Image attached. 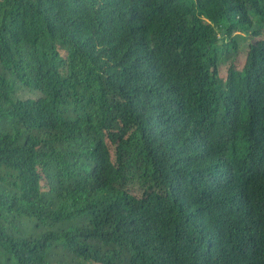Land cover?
I'll return each instance as SVG.
<instances>
[{
  "label": "trees",
  "instance_id": "trees-1",
  "mask_svg": "<svg viewBox=\"0 0 264 264\" xmlns=\"http://www.w3.org/2000/svg\"><path fill=\"white\" fill-rule=\"evenodd\" d=\"M230 1L0 0V264H264V0Z\"/></svg>",
  "mask_w": 264,
  "mask_h": 264
},
{
  "label": "bare ground",
  "instance_id": "bare-ground-1",
  "mask_svg": "<svg viewBox=\"0 0 264 264\" xmlns=\"http://www.w3.org/2000/svg\"><path fill=\"white\" fill-rule=\"evenodd\" d=\"M216 1H217V0H216ZM220 1H221V0H220ZM229 1H230V0H227L228 4L231 2V1H230V2H229ZM249 1H251V0H249ZM211 3H212V2H211ZM221 3H222V2H221ZM153 4H154V3H153ZM159 4H160V2H159ZM228 4H227V5H228ZM154 5H155V4H154ZM154 5H153V6H154ZM218 5H219V4H218ZM244 5H246V4H244ZM259 5H260V4H259ZM154 7H155V6H154ZM159 7H161V6L159 5ZM200 7H201V6H200ZM246 7H247V6H246ZM222 8H223V7H222ZM229 8H230V7H229ZM247 8H248V7H247ZM256 8H257V7H256ZM223 9H224V8H223ZM231 9H232V8H231ZM252 9H253V8H252ZM154 10H155V9H154ZM220 11H221V10H220ZM247 12H248V11H247ZM248 13H250V12H248ZM251 13H252V12H251ZM254 13H256V10L254 11ZM235 14H236V13H235ZM256 14H257V13H256ZM255 17H256V16H255ZM239 18H240V17H239ZM151 20H152V19H151ZM234 20H235V19H234ZM238 20H239V19H238ZM246 20H247V19H246ZM235 21H236V20H235ZM235 21H234V22H235ZM149 22H151V21L149 20ZM156 23H157L156 26H157V25H159V27L161 26L160 24H158L159 22H156ZM239 23H240V21H239ZM148 24H149V23H148ZM235 24H236V23H235ZM154 25H155V23H154ZM154 25H153V27H154ZM161 27H162V26H161ZM161 27H160V28H161ZM165 27H166V26H165ZM244 27H245V26H244ZM154 28H155V27H154ZM160 28L158 29L159 31H160ZM163 28H164V27H163ZM230 28H231V27H230ZM234 29H235V28H234ZM234 29H233V30H234ZM244 29H245V28H244ZM164 30L166 31L165 28L163 29V31H164ZM233 30H232V31H233ZM165 31H164V33H162V34L165 35ZM240 31H241V30H240ZM160 32H161V31H160ZM231 33H232V32H231ZM245 33H246V32H245ZM137 35H138V34H137ZM219 35H221V34L219 33ZM226 35H227V34H226ZM241 37H244V36L241 35ZM175 38H176V37H175ZM175 38H173V39H175ZM244 38H245V37H244ZM246 38H247V37H246ZM251 38H252V37H251ZM253 39H254V38H253ZM243 40H244V39H243ZM251 40H252V39H251ZM179 41H180V40H179ZM248 42H249V41H248ZM245 43H246V42H245ZM181 44H182V43H181ZM181 44H180V45H181ZM174 47H176V45H175ZM178 47H179V46H178ZM180 47H181V46H180ZM240 47H241V46H240ZM172 48H173V47H172ZM182 48H184V47H182ZM174 50H175V49H174ZM246 51H247V50H246ZM177 52H178V51H177ZM179 53H180V52H179ZM179 53H178V54H179ZM176 54H177V53H176ZM171 56H172V55H171ZM172 58H173V57H172ZM158 59H159V58H158ZM158 59H157V60H158ZM167 60H168V59H167ZM174 60H175V59H174ZM174 60H173V61H174ZM155 61H156V60H155ZM161 61H162V59H161ZM164 62H166V61H164ZM162 63H163V62H162ZM174 63H175V62H174ZM8 64H9V63H8ZM155 64H156V63H155ZM10 65H11V62H10ZM10 65H9V66H10ZM160 66H162V65H160ZM170 71H171V70H170ZM1 73H2V72H1ZM168 73H170V72H168ZM171 73H172V71H171ZM160 76H161V75H160ZM173 76H174V75H173ZM163 78H164V77H163ZM163 78H162V79H163ZM144 81H146V80H144ZM164 81H165V80H164ZM167 81H169V80H166V82H167ZM146 82H147V81H146ZM154 82H155V81H154ZM171 82H172V81H171ZM160 84H162V83H160ZM163 84H164V83H163ZM152 85H153V83H152ZM155 85H156V84H155ZM157 85H158V84H157ZM165 85H166V84H165ZM165 85H164V86H165ZM166 86H168V85H166ZM144 87H145V86H144ZM149 87H150V86H149ZM146 88H147V87H146ZM154 88H155V87H154ZM163 88H164V87H163ZM167 88H168V87H167ZM152 89H153V88H152ZM171 89H172V88H171ZM158 90H159V89H158ZM160 90H161V89H160ZM158 92H159V91H158ZM170 92H171V91H170ZM163 93H164V92H163ZM143 94H144V93H143ZM166 95H167V94H166ZM164 96H165V94H164ZM161 97H162V96H161ZM224 97H225V96H224ZM163 105H164V104H163ZM216 105H217V104H216ZM176 108H177V107H176ZM176 108H175V109H176ZM180 109H181V108H180ZM144 111H145V110H144ZM182 114H183V113H182ZM190 115H191V114H190ZM112 117H113V116H112ZM185 117H186V114H185ZM109 118H110V117H109ZM113 118H114V117H113ZM186 118H187V117H186ZM100 120H101V119H100ZM109 120H110V119H109ZM128 120H129V119H128ZM103 121H105V120H103ZM118 121H119V120H118ZM120 121H122V120H120ZM124 121H125V119H124ZM175 121H176V120H175ZM116 122H117V121H116ZM122 122H123V121H122ZM122 122H121V124H122ZM88 123H89V122H88ZM95 123H96V121H95ZM95 123H94V125H95ZM113 123H114V122H113ZM92 124H93V122H92ZM110 124H111V123H110ZM118 124H119V122H118ZM120 126H121V125H120ZM158 126L160 127V125H158ZM96 127H97V126H96ZM96 127H95V128H96ZM105 127H106V126H105ZM116 128H117V127H116ZM149 128H150V127H149ZM154 129H155V127H154ZM154 129H153V131H154ZM197 129H198V128H197ZM100 130H101V129H100ZM136 131H137V130H136ZM158 131H159V130H158ZM104 132H106V131L104 130ZM151 132H152V131H151ZM139 133H140V132H138L137 134H139ZM152 133H153V132H152ZM100 134H101V133H99L98 135H100ZM132 134H133V132H132ZM89 135H90V134H89ZM139 135H140V134H139ZM141 135H142V134H141ZM100 136H101V135H100ZM103 136H104V135H103ZM96 137H97V136H96ZM123 137H124V136H123ZM126 137H127V136H126ZM142 137H143V136H142ZM158 137L160 138V136H158ZM158 137H157V138H158ZM124 138H125V137H124ZM146 138H147V137H146ZM148 138H149V137H148ZM100 139H101V138H100ZM100 139H99V140H100ZM142 139H143V138H142ZM107 140H108V139H107ZM147 140H148V139H147ZM121 141H122V140H121ZM189 142H190V141H189ZM121 143H123V142H120V144H121ZM124 143H125V142H124ZM181 143H182V142H181ZM185 143H186V142H185ZM191 143H192V142H191ZM110 145L112 146V144H110ZM188 146H189V145H188ZM169 147H171V146H169ZM169 147H168V148H169ZM181 147H182V146H181ZM109 148H110V147H109ZM111 148H113V147H111ZM161 148H163V147H160V149H161ZM183 148H184V147H183ZM183 148H182V149H183ZM98 149H99V148H98ZM152 149H153V148H152ZM179 149H180V148H179ZM107 150H108V147H107ZM107 150H106V152H107ZM152 151H153V150H152ZM167 151H168V150H167ZM169 151H170V150H169ZM165 152H166V151H165ZM179 152H180V151H179ZM179 152H178V153H179ZM110 153H111V152L109 151V152L106 153V154L110 155ZM116 153H117V152H116ZM118 153H119V152H118ZM111 154H112V153H111ZM110 156H111V155H110ZM143 156H144V155H143ZM105 157H106V156H105ZM105 157H104V158H105ZM226 157H227V156H226ZM104 158H103V159H104ZM174 158H175V157H174ZM171 159H172V158H171ZM171 161L173 162V160H171ZM114 162H115V161H114ZM146 162H147V161H146ZM101 163H102V162H101ZM101 163H100V164H101ZM146 165H147V164H146ZM100 166H101V165H100ZM104 166H105V165H104ZM151 167H152V166H151ZM153 167H154V166H153ZM163 167H164V166H163ZM178 167H180V166H178ZM158 168H159V167H158ZM100 169H101V168H100ZM104 170H105V169H104ZM83 171H84V170H83ZM108 172H109V171H108ZM176 179H177V178H176ZM178 179H179V177H178ZM186 180H187V179H186ZM144 182H145V181H144ZM193 185H194V184H193ZM89 193H90V192H89ZM93 195H94V194H93ZM146 195H148V194H146ZM94 201H95V200H94Z\"/></svg>",
  "mask_w": 264,
  "mask_h": 264
},
{
  "label": "rangeland",
  "instance_id": "rangeland-1",
  "mask_svg": "<svg viewBox=\"0 0 264 264\" xmlns=\"http://www.w3.org/2000/svg\"><path fill=\"white\" fill-rule=\"evenodd\" d=\"M236 35H239V33H236ZM240 43H241V44H245V40H243V38H241V39H240ZM232 57H233L232 55H231V56H228L227 59H229V58L232 59ZM227 59H226V60H227ZM226 60H225V61H226ZM229 60H230V59H229ZM225 61H223V62L221 63L222 66H226V65H227V63H224ZM223 68H224V67H223Z\"/></svg>",
  "mask_w": 264,
  "mask_h": 264
}]
</instances>
